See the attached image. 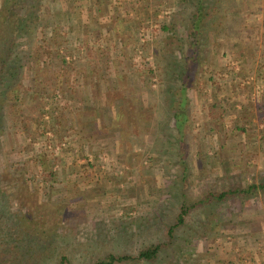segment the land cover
Wrapping results in <instances>:
<instances>
[{"label": "rangeland", "instance_id": "obj_1", "mask_svg": "<svg viewBox=\"0 0 264 264\" xmlns=\"http://www.w3.org/2000/svg\"><path fill=\"white\" fill-rule=\"evenodd\" d=\"M192 2L111 0L105 18L96 25L85 16L90 28L69 41L74 57L68 56L73 70L67 76L50 48V30L19 38L25 48L19 51L41 58L19 82L25 102L18 110L5 107L0 160L12 181L0 184L10 193L25 180L33 190L22 202L12 198L13 212L26 216L44 205L59 212L56 258L45 264H55L60 253L70 264H93L109 254L135 256L156 243L164 248L155 264H264V192L221 203L207 199L232 183L264 178V0H235L226 17L230 26L242 20L244 35L259 49L254 74L244 71L239 55H249L247 44L233 47V38L203 31L206 52L187 91L182 147L166 99L168 84L179 85L173 72L182 63L175 59L193 40ZM221 100L238 110L248 105L245 115L253 117L245 133L236 129V113L220 120V112L210 111ZM41 148L58 175L36 187L16 162ZM186 197L191 211L174 228ZM0 231L4 237L6 229Z\"/></svg>", "mask_w": 264, "mask_h": 264}, {"label": "trees", "instance_id": "obj_2", "mask_svg": "<svg viewBox=\"0 0 264 264\" xmlns=\"http://www.w3.org/2000/svg\"><path fill=\"white\" fill-rule=\"evenodd\" d=\"M234 1L193 0L192 2L190 22L192 29L190 36L193 40L190 44L189 51L187 53L181 52V57L175 59L176 62L182 63L178 73L173 72L175 81H179V85H177V82L172 85L170 83L168 84L169 86L167 87L169 89L167 92L170 98L168 96L166 99L168 100V111L172 113L170 114V118L174 120L173 132L178 137L182 147L183 140L185 141L184 133L189 121V99L187 91L196 74L197 65L200 60L199 57L204 56L206 52V41H203L206 36H204L203 31L207 29V31L213 32L216 39L233 38L236 40L233 42V47H237L241 43L243 45L247 44L249 58H246L248 56L242 50L239 55L246 61L244 71L249 70L251 74L255 72V64L259 56L258 47L252 44L249 36L247 39V36L244 35L242 20H239L237 26H230L226 20L229 12L235 11ZM110 3L111 0H105L104 3H100L98 0L3 1L0 11V139L6 132L7 127L6 122H4L6 118L4 114L6 104L10 105L8 108H12L13 110L17 108L18 110L21 104L25 102V98L20 96L22 92L19 90V82L25 76L27 66L29 68L32 62L36 63L41 58L40 53L36 59L32 54L27 53V51L21 52V48L24 46L20 44L19 38L28 39L35 35V32L40 28L50 30V48H56L57 57L60 60L58 67L62 68L63 71L66 70V73L63 75L67 76L73 70L71 61H68V56L72 55L71 57H74L69 41L80 39L84 26H86L84 27L85 31L90 28V24L85 16L90 17L94 22L96 20L99 21V17L105 18ZM163 29L168 31L169 27H164ZM87 34L90 35L89 31H87ZM59 37L63 40L58 41ZM244 41H247V43H244ZM88 42L90 41L88 40ZM20 46L22 47L20 48ZM41 65L42 63L40 61L39 67ZM247 108L248 105L242 103L241 108L238 110L237 104H225L221 100L212 104L210 111H214V113L220 112L216 114L220 120H224L229 113H236V129L245 133L247 131L245 123L251 122L250 118L253 117L252 113L245 115ZM239 123H244V126L239 127ZM0 149L2 150L1 140ZM51 160L50 156L42 151L41 148L39 153L28 152V157L25 159L24 164L18 160L16 162V169L19 170L18 173L26 172L28 181L38 187L36 184L40 182L48 183L58 175L56 172H53L55 162ZM0 162V181L2 184L3 182L8 184L12 181V173L2 163V160ZM184 163L182 162L183 181H186L184 173H186L188 167L187 163ZM20 169L23 171H20ZM39 169H42L40 179L37 178V175L41 172L38 171ZM2 184H0V195H2L0 196V228L4 227L6 231L4 237L1 236L2 232L0 231V264H45L48 260L54 261L55 259L53 260V258L56 257L53 255L52 250L58 244L57 221L60 216L59 212L53 209L49 210L46 205L40 207L35 212L32 208L31 213L25 214L26 216L22 215L21 211L13 212L12 198L22 202V199L28 193L34 194L32 193L33 190L25 180L18 181L16 182L17 185L11 186L13 191L10 193L8 191L5 192L1 188ZM25 192L26 195L24 194ZM261 192H264V178L259 182H253L246 186L240 182L232 183L229 188L223 189L219 193L217 191L211 193L207 199L209 201L213 199L221 203L235 198L249 199L258 196ZM6 197H8V201H6ZM30 198L32 199L33 206L39 205L37 196ZM202 202L199 203L201 204ZM187 203L188 198L186 197L181 205L182 209L178 224L174 228L183 224L185 217L189 215L191 208ZM174 228L169 230L171 235ZM163 248L164 244L162 243L150 244L140 249L135 256L109 254L105 259L95 260L93 264H132L134 262L155 264ZM59 257L60 260H56L55 264H70L67 256L60 253Z\"/></svg>", "mask_w": 264, "mask_h": 264}, {"label": "crops", "instance_id": "obj_3", "mask_svg": "<svg viewBox=\"0 0 264 264\" xmlns=\"http://www.w3.org/2000/svg\"><path fill=\"white\" fill-rule=\"evenodd\" d=\"M252 255H255V254H252Z\"/></svg>", "mask_w": 264, "mask_h": 264}]
</instances>
